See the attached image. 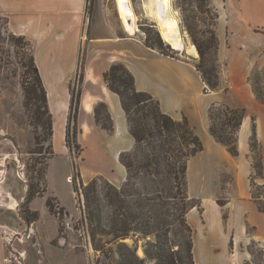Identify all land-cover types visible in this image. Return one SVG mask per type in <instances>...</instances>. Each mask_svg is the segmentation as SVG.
Returning a JSON list of instances; mask_svg holds the SVG:
<instances>
[{
  "label": "crops",
  "instance_id": "crops-1",
  "mask_svg": "<svg viewBox=\"0 0 264 264\" xmlns=\"http://www.w3.org/2000/svg\"><path fill=\"white\" fill-rule=\"evenodd\" d=\"M105 1L109 0H95L89 14L87 0H0V16L6 18L9 32L33 44V60L53 118L54 145L61 149L63 141L65 143L71 98L69 89L80 65L79 143L85 145L90 141L92 146L112 149L115 159L133 148L134 140L128 132L120 99L107 89L103 80V73L112 64L121 63L133 76L138 92L152 96L161 112L171 118L181 120L186 117L201 140L203 150L187 163V193L190 198L194 196L190 180L195 178L198 193L194 197L200 198L203 206L205 199L210 202L214 212L210 220L223 237L224 252H229L232 243L239 247L242 242L241 246H245L252 236L263 246L264 213L258 211L252 199L250 178L254 174V154L250 142L254 129L261 162V177L255 183L264 186V104L253 93L250 76L255 64L264 57V5H236L226 1L223 13L218 11L220 87L206 93V85L192 58L164 55L147 47L136 33L126 32L117 16L115 0H112L114 21L107 16L102 18L101 5ZM258 22L263 28L254 33L250 24ZM86 32V42L81 43ZM99 103L108 108L113 123L111 133L95 123L94 109ZM213 104L245 111L237 132V156H232L209 133L208 111ZM209 178H212L214 188L206 191ZM221 197L224 199L222 205L219 204ZM194 210L189 211L187 219ZM200 211L202 224H206L205 209ZM249 229L253 232L251 238ZM218 237H213L215 245ZM210 240L209 234L206 236L208 245ZM246 256L243 254L242 259Z\"/></svg>",
  "mask_w": 264,
  "mask_h": 264
},
{
  "label": "rangeland",
  "instance_id": "rangeland-1",
  "mask_svg": "<svg viewBox=\"0 0 264 264\" xmlns=\"http://www.w3.org/2000/svg\"><path fill=\"white\" fill-rule=\"evenodd\" d=\"M129 1L136 16L137 36L143 41H159L166 54L192 58L198 62L199 56L193 58L185 51L173 50L164 43L156 24L146 14L144 0ZM171 1L178 12L180 27L186 40L196 50L197 43L206 49L207 68L212 66L216 58L218 73L222 63L214 55L212 41V34L217 36L218 11L223 13L226 1L236 5H264V0ZM94 2L95 0H87L89 14L93 10ZM103 4L101 17L107 16L111 22L114 21L112 0ZM117 16L119 18L118 14ZM262 28L261 22L250 24L254 33L261 32ZM86 39L87 32L82 35L81 43L86 42ZM32 58L31 41L10 33L6 18L0 16V264H135L126 251L124 253L127 263H123L117 254L116 244L110 246L113 250L107 257L92 249L88 228L83 220L84 208L79 207L72 188L76 173L79 175L76 183L87 184L95 178H101L115 187H120L125 181L126 173L118 161L119 155L115 159L114 150H107L99 145L92 146L90 141L85 142L86 146L78 141L81 146L79 152L74 145L72 151H69L64 141L61 149H58L53 143L54 135L53 154H50L49 141L36 128L33 106L27 101L26 89L33 83L30 67ZM83 59L81 47V64ZM251 79V86L254 85L257 91L264 94V57L255 64ZM78 87L76 80L73 87L75 93ZM36 136L40 143L36 142ZM91 147L93 149L90 150ZM197 185L195 178L190 180V190L194 196L198 193ZM29 186L37 193L30 201L27 199ZM205 186L206 191L213 190L212 178L207 179ZM258 191L264 195V189ZM187 196L192 199L193 205L205 209L207 217V223L202 224L201 211L196 207L187 219L194 233L195 264H264V245L257 244L253 236L251 238L253 232L250 229L249 243L241 246V242L239 247L232 243L229 252H224L226 244L223 246V237L210 220L214 217L210 202L205 199L203 206L200 198L193 195L190 198L188 193ZM49 199H53L50 204L55 206L52 212L46 206ZM219 200V204L224 203L223 197ZM262 202L264 204V200ZM59 207L64 212L60 213ZM209 234L211 240L208 245L206 236ZM215 236H219L216 245L213 238ZM122 242L130 247L134 243L130 238ZM147 242L155 243V240L138 237L136 252L140 259H144V264H154L145 258L144 246ZM156 246L151 247L152 250L163 253L165 246L159 242ZM178 248L174 246L175 250ZM245 253L247 256L242 259ZM178 264H188L183 254Z\"/></svg>",
  "mask_w": 264,
  "mask_h": 264
},
{
  "label": "trees",
  "instance_id": "trees-1",
  "mask_svg": "<svg viewBox=\"0 0 264 264\" xmlns=\"http://www.w3.org/2000/svg\"><path fill=\"white\" fill-rule=\"evenodd\" d=\"M214 55L217 56V36L212 34ZM145 45L166 54L161 43H152L146 39ZM199 60H193L195 69L211 91L220 87L216 58L210 68L206 67V49L196 44ZM33 83L26 89L27 101L33 106L35 126L49 141L50 154H53V118L48 108L47 93L43 86L38 68L31 59ZM82 67L79 65L75 82L82 81ZM107 89L120 99L125 113L128 132L134 140L130 151L119 154L118 161L125 169L126 178L120 187L113 186L107 180L95 178L89 183H76L78 174L73 177L72 188L76 193L79 207H83L85 224L91 240L92 249L102 256H109L112 245L116 244L119 258L126 262L124 251L128 252L135 264H144L136 252L137 238H153L155 243L147 242L144 246L145 258L154 264H178L183 254L188 264H195L193 256V230L187 215L193 208L192 199L187 196L186 170L189 159L203 150V145L186 117L175 120L161 112L159 104L147 93L138 92L134 79L121 63L112 64L103 73ZM252 84V79L250 76ZM75 82L70 87V106L65 132V146L72 151L73 145L79 152V129L77 114L80 101V89L74 91ZM258 101L264 104V94L252 86ZM243 109L213 104L208 111L209 133L215 141L237 156V132L244 118ZM95 123L107 133L113 131V123L105 104L99 103L94 109ZM35 140L40 143L36 136ZM254 154L251 176L252 199L259 212L264 213L262 195L255 180L261 177V162L257 154L258 145L253 129L250 142ZM100 181V184H99ZM39 193V192H38ZM37 193L29 186L27 199L30 201ZM49 199L46 206L54 211ZM190 201V202H189ZM222 205V204H220ZM59 212H64L62 207ZM132 239L130 247L122 240ZM104 239H107L104 241ZM157 242L165 246L163 253L154 252L151 247ZM178 246V249H174ZM157 247V246H156ZM155 247V248H156ZM158 249L160 247H157ZM181 249V251H179ZM182 253V254H181ZM122 264V263H121Z\"/></svg>",
  "mask_w": 264,
  "mask_h": 264
},
{
  "label": "bare ground",
  "instance_id": "bare-ground-1",
  "mask_svg": "<svg viewBox=\"0 0 264 264\" xmlns=\"http://www.w3.org/2000/svg\"><path fill=\"white\" fill-rule=\"evenodd\" d=\"M115 1L123 28L128 33H136V16L130 1ZM143 7L148 17L156 24L164 43L171 46L173 50H183L192 57L198 56L195 46L186 40V35L181 30L178 12L171 0H144Z\"/></svg>",
  "mask_w": 264,
  "mask_h": 264
},
{
  "label": "built area",
  "instance_id": "built-area-1",
  "mask_svg": "<svg viewBox=\"0 0 264 264\" xmlns=\"http://www.w3.org/2000/svg\"><path fill=\"white\" fill-rule=\"evenodd\" d=\"M205 92H206V93H207V92H210V89L207 88V86H205Z\"/></svg>",
  "mask_w": 264,
  "mask_h": 264
}]
</instances>
